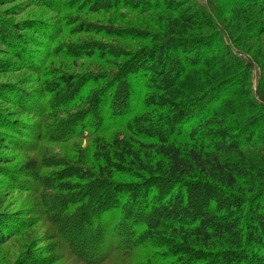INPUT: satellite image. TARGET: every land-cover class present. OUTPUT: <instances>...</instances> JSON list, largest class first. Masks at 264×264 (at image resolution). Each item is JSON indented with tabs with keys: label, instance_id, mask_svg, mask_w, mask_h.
Here are the masks:
<instances>
[{
	"label": "trees",
	"instance_id": "16d2710c",
	"mask_svg": "<svg viewBox=\"0 0 264 264\" xmlns=\"http://www.w3.org/2000/svg\"><path fill=\"white\" fill-rule=\"evenodd\" d=\"M93 2L153 13L152 27L88 26L111 40L81 44L103 68L74 78L81 105L62 120L69 134L52 131L87 141L71 149L78 163L44 161L37 148L39 158L6 173L50 223L52 243L33 252L45 254L39 263L264 264V0ZM30 24L52 40L47 25ZM15 36V46L25 43ZM4 89L0 100L37 112L24 91ZM21 124L0 112L1 128ZM10 139L0 133V146ZM2 214L0 246L41 221Z\"/></svg>",
	"mask_w": 264,
	"mask_h": 264
},
{
	"label": "rangeland",
	"instance_id": "374dc122",
	"mask_svg": "<svg viewBox=\"0 0 264 264\" xmlns=\"http://www.w3.org/2000/svg\"><path fill=\"white\" fill-rule=\"evenodd\" d=\"M112 1L119 0H100V3ZM96 5L93 0H0V20H3L4 26L8 28L7 34L0 38V85L5 86L2 93L9 94L7 90L9 87L15 89L14 92L24 91L25 104L37 111L33 114L27 108L16 106L7 100H0V112L6 118L22 123L14 132L9 128H1L0 125V133L11 135L14 133V139L5 140L2 143L3 146H0L2 147L0 148V213H3L2 215L18 214L33 222L37 219L41 220L21 234L10 235V239L1 244L0 264H36V262L44 264L39 262L43 261L45 254L33 252L36 248L52 243L46 239L51 234L50 223L43 220L41 214H33L36 207H33L34 201H29L30 193L15 189L18 186L24 187L22 182L7 178L6 173L9 169L14 170L15 166L20 165L24 160L31 157L39 158L40 156L36 154L39 149H42L41 156L44 161L62 160L61 164L78 163L73 159L75 153L71 149L75 146L74 144L83 149L88 144L87 141L77 138L61 142V139L56 140L57 137L52 131H55V135L59 138L67 137L69 134L66 130L68 122L62 123V120L64 121L66 116L72 113L74 107L81 105L79 101L77 102L76 95L71 94L73 93L71 89L75 85L74 78H80L77 76L103 68L100 63L83 56L87 50H83L81 44L95 39L111 40L89 32L88 26L92 28L95 25L107 23L110 25L129 23V25L143 28L152 27L153 13L139 15L127 10H97ZM25 22L47 25L48 28H45V31L51 34L52 40L39 33L37 29H27L22 25ZM14 25H19L18 32L14 31L16 27ZM9 31L10 35H8ZM17 34L25 36V43H22L24 50H22V44L14 45L18 38L15 36ZM123 45L131 49L137 46V44L127 43ZM11 46L13 51H16L15 54L10 52ZM66 47L70 49L64 51ZM70 73L75 74L72 77L64 75ZM56 74L63 75L56 78L54 76ZM68 89L70 90L66 92ZM18 94L21 95V92ZM28 100H32L35 105L32 106V102ZM55 105L60 107L55 110L48 109L49 106ZM40 113L42 116L39 115ZM39 135L54 138L48 141L36 140ZM16 138L21 139L20 142H15ZM30 149H33V152ZM65 167L67 168V165L43 167L41 173L51 177L55 174L52 173L53 171H59ZM26 180L31 185L32 180ZM36 196L39 198V195ZM36 196H32L31 200ZM37 211L40 212V207ZM8 228L9 225H3L0 227V232ZM32 242L35 244L31 245ZM50 254L58 255L57 252Z\"/></svg>",
	"mask_w": 264,
	"mask_h": 264
}]
</instances>
